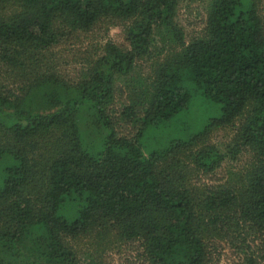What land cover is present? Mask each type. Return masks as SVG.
I'll return each instance as SVG.
<instances>
[{
  "label": "trees",
  "instance_id": "obj_1",
  "mask_svg": "<svg viewBox=\"0 0 264 264\" xmlns=\"http://www.w3.org/2000/svg\"><path fill=\"white\" fill-rule=\"evenodd\" d=\"M178 1L0 0V264H80L70 241L94 232L145 264H219L225 247L264 264V13L208 0L203 36L186 43ZM105 27L129 49L106 41L66 79L55 50ZM161 56L151 80L134 76ZM197 94L218 115L148 148V129ZM238 120L230 155L252 161L220 179L209 136Z\"/></svg>",
  "mask_w": 264,
  "mask_h": 264
},
{
  "label": "rangeland",
  "instance_id": "obj_2",
  "mask_svg": "<svg viewBox=\"0 0 264 264\" xmlns=\"http://www.w3.org/2000/svg\"><path fill=\"white\" fill-rule=\"evenodd\" d=\"M259 1L260 11L264 13V0ZM208 7V0L178 1L174 25L182 30L186 43L203 36ZM156 34L155 40L160 43L161 35L158 30ZM163 36L168 40L167 33H163ZM106 41H111L122 49H129V44L119 27H105L101 31L76 35L62 43L55 53L61 62L59 68H61L64 77L74 79L86 59L98 55L101 52V46ZM161 59L162 56L158 59L137 61L133 72L134 76L137 75L146 81L151 80L153 66ZM217 115V109L206 102L200 94H197L193 97L187 111L178 113L169 123L149 128L145 137V145L148 148L155 146L160 148L173 139H187L191 134L199 131L209 119ZM239 124L240 120L236 121L234 126L214 129L209 136L208 144L215 146L226 156L216 175L217 178L224 179L232 174L239 175L252 161V154L247 149L239 151L235 156L230 155V151L235 145L236 126ZM70 246L76 251L80 264H145L137 245L132 247L123 244L113 232H110L108 237L102 240L94 232L87 237L71 240ZM220 251L219 264H239L241 262L239 253L237 254L227 247Z\"/></svg>",
  "mask_w": 264,
  "mask_h": 264
}]
</instances>
